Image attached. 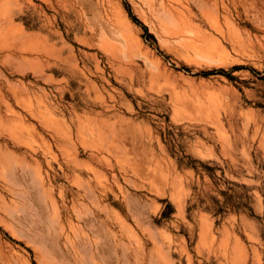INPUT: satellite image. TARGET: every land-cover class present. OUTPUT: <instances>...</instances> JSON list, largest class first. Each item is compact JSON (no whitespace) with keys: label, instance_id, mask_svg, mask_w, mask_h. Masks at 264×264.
<instances>
[{"label":"rangeland","instance_id":"rangeland-1","mask_svg":"<svg viewBox=\"0 0 264 264\" xmlns=\"http://www.w3.org/2000/svg\"><path fill=\"white\" fill-rule=\"evenodd\" d=\"M0 193V264H264V0H0Z\"/></svg>","mask_w":264,"mask_h":264},{"label":"bare ground","instance_id":"bare-ground-1","mask_svg":"<svg viewBox=\"0 0 264 264\" xmlns=\"http://www.w3.org/2000/svg\"><path fill=\"white\" fill-rule=\"evenodd\" d=\"M102 17H104V16H102ZM155 17H156L157 23H158V25L160 27V32H161L160 36L163 39L164 38L167 39V38H169V36H176V37L182 36L181 32L186 27H188L189 24H190L187 14L176 3H164L163 8L161 10L155 12ZM179 40H178V42H179ZM181 40H182V38H181ZM182 41H184V40H182ZM179 43H182V42H179ZM1 174H3V172ZM16 184H17V182H16ZM16 184H13V185H16ZM16 192L20 193V195H22V194L25 195V193H27L26 189H24V188L20 189V191H16ZM1 197H3V195Z\"/></svg>","mask_w":264,"mask_h":264}]
</instances>
